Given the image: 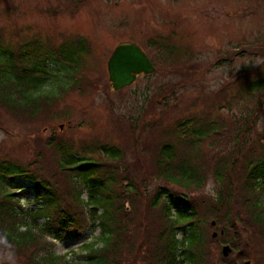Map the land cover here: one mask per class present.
<instances>
[{"label":"rangeland","instance_id":"374dc122","mask_svg":"<svg viewBox=\"0 0 264 264\" xmlns=\"http://www.w3.org/2000/svg\"><path fill=\"white\" fill-rule=\"evenodd\" d=\"M78 36L84 37L90 47L82 73L84 86L67 91L52 107L54 115L45 112L35 121L0 107L1 154L7 159L30 161L37 154L39 140L44 145L43 172L68 191L71 180L57 169L59 155L48 138L53 137L82 159L85 154L86 158L102 159L96 148L103 144L118 146L123 156L107 161V168L110 166L118 177L117 185L123 193L130 190L128 178L137 187L134 194L126 195L135 207L127 200L129 214L123 219L134 223V215L140 211L137 220L142 224L133 233H140L145 244L147 235L157 242L146 244L125 264H134L136 258L139 264H148L150 252L157 254L162 242L158 241L160 211L151 210L149 202L162 186L195 202L208 238L206 264H221L220 256L228 258L235 250L223 241L215 219L219 210L216 198L228 183L224 181V186L218 182L214 172L219 163L234 157L236 163L228 178L232 179L236 197L242 196L236 200L241 206L246 196L245 162L256 156L253 150L259 146L255 142L259 134H264V92H238L246 77L264 75V0H0V39L13 52L27 42L30 55H34L38 43L40 49H49ZM124 42L141 46L156 70L115 89L108 60L116 46ZM169 47L172 53H168ZM57 65L49 63L51 68ZM198 117L224 126L205 138L199 150L183 151L182 156L191 163L196 161L205 174V185L195 190L158 178L156 160L161 142L169 140L176 145L182 141L178 124ZM239 131L243 132L238 145L242 150L234 153ZM10 183L17 192L20 189L19 198L27 199L28 208L42 202L34 199V187L25 178ZM252 230L248 232L252 238L247 241L249 257L244 264H264V250L258 245L260 235ZM100 234L98 225L80 237L58 240L55 250L69 259L77 256L81 260L85 254L82 243ZM181 236L180 232L178 238ZM226 245L232 247L227 256L223 254ZM8 256L0 246V264H13L14 259Z\"/></svg>","mask_w":264,"mask_h":264},{"label":"trees","instance_id":"16d2710c","mask_svg":"<svg viewBox=\"0 0 264 264\" xmlns=\"http://www.w3.org/2000/svg\"><path fill=\"white\" fill-rule=\"evenodd\" d=\"M19 47L18 52H13L0 39V107L19 116L24 114L28 121H35L45 112L46 115L51 112L54 115L52 107L67 91L80 90L84 86L82 73L90 51L88 42L78 36L49 49H40L41 44L38 43L34 55H30L29 43L24 42ZM172 50L169 47L168 53H172ZM49 63L58 64L57 68H51ZM47 86L50 88L47 89ZM240 86V95L264 92V75L246 77ZM192 119L186 118L178 124L182 141L179 140L176 145L169 140L160 143L156 173L158 178L169 184L196 190L205 185V174L199 170L195 160L191 163L187 156H182L183 151L199 150L203 140L211 133L218 132L224 124L206 117ZM242 133L238 132L234 153L242 150L238 146ZM258 136L255 144L259 149L253 150L256 156L249 158L244 166L246 196L241 206L236 204V200L242 196L236 197V190L231 187L232 179L228 178L236 163L234 157L219 163L214 172L218 182L228 183V188L220 190L216 198L219 210L215 219L218 230L222 231L220 236L223 241L235 250V254L228 258L220 256L221 264H244L249 257L246 246L252 238L248 234L252 229L260 235L258 245L264 250V134ZM47 140H50L51 147L55 146L59 155L57 169L71 180L68 191H63L61 182H54L43 172L44 145L39 140L35 149L37 154L30 161L7 159L0 151V246L9 252L8 258L14 259L13 264H125L126 260L136 257L146 244L156 242L154 237L147 235L145 244L140 233H135L142 224L141 220H137L140 211L134 215V223L123 219L129 214L126 202H132L126 195L134 194L137 187L128 178L126 183L130 185V190L127 194L123 193L117 185L118 177L109 169L110 166L107 168L106 163L122 158L120 147L103 144L101 148H96L102 159L86 158V154L82 155V159L53 137ZM20 178L33 185L34 199L42 201L34 208H28L27 199L19 198L20 189L17 192L10 183V180ZM132 204L135 207V203ZM149 207L160 211L157 223H161L162 228L158 241L160 239L162 242L156 256L150 252L146 262L206 264L204 252L208 238L196 213L195 202L180 198L162 186L152 196ZM173 213L178 216L173 217ZM98 225L101 227L100 236L82 243L85 251L83 259L77 256L69 259L67 254L56 252L58 240L74 235L80 237L84 231ZM180 232L182 236L178 238ZM230 236L231 240H228ZM132 263L139 264L138 259Z\"/></svg>","mask_w":264,"mask_h":264},{"label":"water","instance_id":"95a60500","mask_svg":"<svg viewBox=\"0 0 264 264\" xmlns=\"http://www.w3.org/2000/svg\"><path fill=\"white\" fill-rule=\"evenodd\" d=\"M156 70V66L148 54L133 42L120 43L114 49L108 60L110 81L115 89L131 85L137 78V74H149ZM232 247L226 245L223 254L229 255Z\"/></svg>","mask_w":264,"mask_h":264},{"label":"clouds","instance_id":"9594fccd","mask_svg":"<svg viewBox=\"0 0 264 264\" xmlns=\"http://www.w3.org/2000/svg\"><path fill=\"white\" fill-rule=\"evenodd\" d=\"M209 187H211V185Z\"/></svg>","mask_w":264,"mask_h":264}]
</instances>
